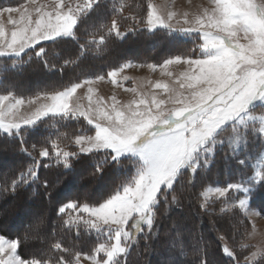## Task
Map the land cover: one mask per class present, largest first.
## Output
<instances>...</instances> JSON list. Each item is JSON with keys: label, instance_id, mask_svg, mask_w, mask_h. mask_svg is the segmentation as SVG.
<instances>
[{"label": "snow or ice", "instance_id": "6c2138e0", "mask_svg": "<svg viewBox=\"0 0 264 264\" xmlns=\"http://www.w3.org/2000/svg\"><path fill=\"white\" fill-rule=\"evenodd\" d=\"M30 3L33 8L23 11L12 6L0 8V18L7 13L6 24L12 26L7 29L0 19V71L6 70L9 63L12 68L25 64L23 57L32 60L33 55L50 70L43 42H74L76 51L84 55L93 48L103 51L113 39H124L129 33L167 30L191 37L196 44L192 54L168 58L160 65L166 75H171L169 65L187 66L179 80V88L184 91L166 84L154 85L165 90L166 99L139 94L126 104L115 96L110 105L99 97L94 100L92 85L104 76L76 80L62 90L35 97L24 98L11 91L0 94V136L17 142L18 152L29 158L28 166L10 183L5 182L2 192L15 199L33 185L39 186L40 206H21L22 223L30 222L28 233L43 222L47 200L53 205L62 234L64 229L69 233L75 229L76 238L95 236L89 253L73 251L57 238L53 225L51 238L39 240L46 247L37 255L25 257L19 249L30 238L39 239L37 236L26 234L21 239L0 234V264H81L82 260L89 264H127L141 234L147 244L159 233L157 211L161 204L165 213L173 206L183 211L182 200L188 198L183 195V185L177 194L178 183L187 176L188 185L194 188L196 179L205 176L216 162L217 146L223 147L225 138L226 162L234 160L247 168L250 151L260 157L252 165L255 175L244 182L230 181L214 188L202 183L195 199L205 214L216 207L221 214L231 211L235 216L240 210L253 214L249 211L251 203L264 192V0H211V7L194 17L183 14L182 23L177 13L168 11L165 16L151 0L146 6L135 7L127 0L119 5L109 4L108 0ZM126 9L130 16L123 15ZM173 20L180 26L176 27ZM122 24L128 25L125 30ZM69 63L74 61L65 62ZM132 66L131 62L124 63L110 70L107 78L119 86L116 77ZM85 87L86 107L75 96ZM37 101L42 103L33 111L21 113L22 106ZM48 119L60 127L53 125L54 132L29 144L28 134H35ZM73 121L77 126L72 133L61 130L72 126ZM82 121L90 127L85 129ZM41 168L50 171L42 177ZM89 168L88 176L93 179H103L121 168L128 171L112 191L95 201L86 191L73 199L54 196L62 177L79 175L83 179L78 170ZM173 228L181 234L175 221ZM219 239L224 241L222 252L228 258L227 264H241L240 254L227 236L222 233ZM253 247L241 245L248 253L243 255L244 264H264V244L255 251ZM200 251V264H212L206 249Z\"/></svg>", "mask_w": 264, "mask_h": 264}, {"label": "trees", "instance_id": "16d2710c", "mask_svg": "<svg viewBox=\"0 0 264 264\" xmlns=\"http://www.w3.org/2000/svg\"><path fill=\"white\" fill-rule=\"evenodd\" d=\"M25 1L0 0V8L16 7ZM108 2L119 5L124 0H108ZM148 2L149 0H127V3L133 7L136 5L146 6ZM123 15L130 16L131 13L126 9ZM127 26V24H122V30H125ZM88 27L89 30H93L91 25ZM78 34L82 35V33ZM45 44L47 45L46 57L52 66L51 69H46L43 62L35 58L34 55L32 60L24 56L23 59L27 63L17 65L16 68H12L9 63L6 70L0 71V94L11 91L20 97H34L38 93L62 90L76 80L106 76L110 70L119 68L126 62L159 65L168 58L192 54L196 41L182 39L170 34L167 30H157L154 34L132 35L129 33L124 39H113L103 51L93 48L84 55H80L76 51L77 46L74 42L58 44L47 42ZM122 49H129V52L122 54L120 53ZM66 61H74V63L65 64ZM61 66H63V71H61ZM82 123L85 129L89 128L86 122L82 121ZM53 125L60 127L56 121L51 119L42 122L35 134L32 132L28 134L29 144L42 140L49 132H54L56 128ZM71 125L61 130L72 133L77 125L75 121L71 122ZM17 149V142L0 136V234H6L10 238L19 236L21 239L26 234L37 236L39 239L30 238L19 249L23 256L31 257L39 254L41 248L46 247L39 240L50 239L53 225H55L58 233L57 238L62 239L66 247L73 251L89 253L94 246L95 236L84 235L81 238H76L75 229L70 233L64 229L62 234L60 222L52 212L53 205L49 204L47 200L44 201L47 211L43 222L39 228H35L33 224L32 227L35 228V231L28 233L30 222L25 220L22 223L21 206L33 203L37 207L40 206L39 186L33 185L15 199L2 192L5 182L10 183L14 175L28 166L29 158L20 154ZM217 149L215 152L216 162L205 176L196 179L194 188L188 185L187 176L178 183L177 194H180V187L183 185V195L188 198L182 200L183 211L173 206L165 213L164 206L161 204L157 211L159 233L147 244L141 234L138 238L139 243L131 248L127 264H173L175 261H178L179 264H200L201 249H206L207 257L212 264H220L221 261L227 264L228 258L222 252L224 241L219 239L222 233L227 236L230 245L240 254V259L246 254V250L242 249L241 245L244 243L246 232L251 227L248 218H245L241 211L235 216L231 211L221 214L219 207L214 210L209 209V214H205L200 210L199 202L195 199V194L202 190L200 187L202 183L204 187L223 186L227 182H239L252 175V169L249 166L244 168L234 160L226 162V145ZM54 168L53 164V171ZM90 170V168L86 171L78 170L84 177L83 179L79 175L62 177V182L57 185L54 196L73 199L77 193L86 191L91 197V201H95L112 191L128 171L127 168H121L119 171L110 172L103 179H93L88 176ZM49 171L41 168V176L48 174ZM187 175H191V173ZM188 200H191V203ZM251 208L264 218V211H261L264 209V192L258 193L254 197ZM174 221L180 225V235L177 234V229L173 228ZM201 237L203 242H201ZM212 258L213 260H211ZM241 264L243 263L241 262Z\"/></svg>", "mask_w": 264, "mask_h": 264}, {"label": "rangeland", "instance_id": "374dc122", "mask_svg": "<svg viewBox=\"0 0 264 264\" xmlns=\"http://www.w3.org/2000/svg\"><path fill=\"white\" fill-rule=\"evenodd\" d=\"M151 2L155 4L157 8L164 13L165 16L167 15L168 11H173L177 13V19H180L181 23L183 20V14L186 13L189 16V18H192L198 13L203 12L204 9L211 7V0H152ZM44 3H51V0H37V4H44ZM16 8H20L21 11H23L24 8L32 9L33 5L30 3V0H26L22 4L16 6ZM12 15L14 18L18 19V14L13 13ZM7 16L8 14L5 13L4 16L0 18L5 24L7 21ZM172 23L176 25L175 20H173ZM179 26L180 25H176V27ZM11 27H12L11 25L6 24L7 29H11ZM180 37L191 38L184 36H180ZM128 52L129 49H122L120 51V53L122 54ZM131 64L134 66L125 68L116 77V79L120 82L119 86L113 85L108 78H105L104 80H98L96 84L92 85V87L94 88V97H93L94 100L95 98L99 97L100 99L105 101L108 105H110L112 103L111 98L115 96L116 100L120 101L121 104H126L131 100L138 98L139 94H143L148 97H151L152 95H156L158 98L166 99L167 94L165 90L157 89L154 87V85L157 83L166 84L168 85L169 88H176L177 90L184 91L183 89L179 88V80L181 78V73L185 72L187 69L186 65H183L182 63L169 65L168 72H170L171 75H166L162 72V69L160 67V65H162L163 62L160 63L159 65H154L155 66L154 68H149L148 67L149 64H134V63ZM125 77L127 79H125ZM133 88L136 89L135 92L130 91V89ZM75 96L79 98L80 103H82L85 107L88 105L86 87L78 89ZM41 103L42 101H37L33 105L25 104L24 106L21 107L20 111L22 114L27 115L31 111H33L35 107L39 106ZM225 145L227 147L226 138H225ZM219 147L221 146L218 145L217 148ZM255 147L256 146H253V148ZM237 151L239 152L240 149H237ZM245 151L248 150L245 149ZM249 159H250L249 167L252 169L251 176H254L255 169L252 168V165L256 164L259 161L260 157L256 155L255 151L253 150L249 152ZM247 179H249V177L239 182H244ZM212 187L214 188L217 186H212ZM212 199H216L215 195L212 196ZM240 211L242 212L245 218H248L251 226L246 232V236H244L243 245L245 246L254 245L253 250L255 251L258 248H260L262 244H264V218L259 216L256 213V211L253 210L251 207L249 211L253 213L252 215H248L243 210ZM246 254L248 253L246 252ZM211 260H213V258ZM241 262L244 264L243 257L241 259ZM81 264H89V262L82 260Z\"/></svg>", "mask_w": 264, "mask_h": 264}]
</instances>
